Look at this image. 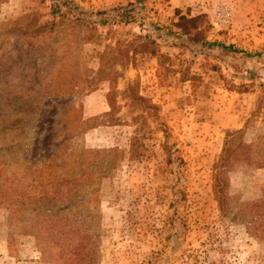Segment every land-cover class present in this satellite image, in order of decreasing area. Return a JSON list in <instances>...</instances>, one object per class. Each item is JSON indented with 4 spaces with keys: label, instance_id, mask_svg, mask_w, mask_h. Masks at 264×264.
<instances>
[{
    "label": "rangeland",
    "instance_id": "1",
    "mask_svg": "<svg viewBox=\"0 0 264 264\" xmlns=\"http://www.w3.org/2000/svg\"><path fill=\"white\" fill-rule=\"evenodd\" d=\"M130 4L134 22L124 24L119 11ZM223 6L226 25L215 17ZM176 10L205 17L206 41L223 47L183 35ZM57 14L65 21L39 29ZM145 34L170 58L163 67L111 51ZM261 84L264 0H0V163L25 157L42 170L43 159L58 155L60 175L62 159L90 151L82 158L94 166L71 185L82 190L66 205L79 208L65 215L70 229L90 226L87 263L94 254L95 264H264V237L248 232L251 217H236L264 199V150L229 170V216L214 193L226 134L245 130L235 143L264 142ZM98 162L114 164L109 177ZM48 177L38 178V196ZM29 218L10 220L0 205V264H65L72 241L41 245Z\"/></svg>",
    "mask_w": 264,
    "mask_h": 264
},
{
    "label": "trees",
    "instance_id": "2",
    "mask_svg": "<svg viewBox=\"0 0 264 264\" xmlns=\"http://www.w3.org/2000/svg\"><path fill=\"white\" fill-rule=\"evenodd\" d=\"M119 12V17L122 19V23L131 24L134 22L133 14L135 12V8L133 4H130L129 8L122 9V11ZM176 13L179 16L181 15L179 10H176ZM58 15L59 14L55 16ZM57 18L61 19V24L65 21L66 16L64 14H60L58 17H54L53 21H48L44 25L40 26L39 29L42 30L48 27L49 29L54 30L55 27L59 25L57 23ZM204 18L205 17L203 16L194 18L180 16L178 27L183 35L190 37V40L195 43L203 42L208 44V46L223 47L222 44L208 43L206 41V32L209 29L208 27L203 28L200 26V21H203ZM92 24L93 23H86L85 26L87 27ZM91 31H94V28H92ZM128 35L129 34H127V37ZM227 48L232 49L234 52H240L234 47ZM111 51H113V53H117L118 56H128L130 54L135 56L140 54L154 57L158 60L161 67H163L170 60L167 55L161 53L157 41L148 34L133 35L131 39L127 38L120 40L116 44V47L112 48ZM105 59L106 55L104 54L101 58L102 68L104 67ZM117 60L118 57L114 58V62ZM131 65L136 68L133 59H131ZM184 80L188 79L184 78ZM261 88L260 99L264 102V84H261ZM134 99L136 102L148 103L150 107H145L147 109H157V107L151 105L148 100L140 96L134 97ZM108 102L112 110L114 107L111 100ZM244 133L245 130L236 132L229 131L226 134L225 147L217 166L214 193L223 217H227L231 214V204L228 193L229 170L232 169L233 164L238 162L240 158H242L241 160L251 162L257 150H264V142L261 140L258 143L251 145H245L241 141L235 143L236 138L242 137ZM135 140L137 141V139ZM132 145V158L134 157L135 159V156H133L135 143ZM12 149L16 151V154L18 153V147H13ZM9 151L10 149L7 148L6 152L8 153ZM87 152L90 151L82 150L80 153L73 154L75 157L70 160L69 158L62 159V164L60 166L63 167L61 170L64 172L60 175H55L53 173L55 168L59 169V165L56 164L58 155L50 157L48 161L43 159L41 162L43 166L42 170L39 169L40 162L37 161V159H27L25 157L12 159L15 160V162L11 161L13 164H8L7 161L0 163V205L6 207L10 211V220L17 216H23L25 220L26 218L29 220V216L34 215V221L36 222H33L32 226H29L28 228L29 232L38 238V243L41 245L48 246V244H53L54 246L61 247L64 244L69 245V241H72L73 249L72 251L69 250L70 254L62 251L63 253L60 260H66L65 264H95L94 254L90 256L88 263L86 262L91 249L89 224L87 225V223H83L81 225V223H78L81 226L75 225L72 229H70L68 225L70 217L68 216V218H66L65 216L67 213L70 215L71 211L79 208V205L75 208L66 206L68 204V200L72 197L74 190H82L77 186L71 185L84 180L83 176L88 174L86 173L87 169L93 168L94 166V163H92L85 168L87 161L82 157ZM53 153L55 154L56 151L54 150ZM168 154L171 158V151H169ZM258 154L261 156L260 151ZM11 155L12 153H10V156ZM9 160L11 159L9 158ZM68 162L72 163L73 166L70 171H65V167H67ZM252 162H254V160ZM95 166L100 169L99 174L101 178L109 177V172L114 168V164L112 163L104 164L98 162ZM42 174L44 177L45 175L49 176V181H46L43 186L44 188L42 193L44 194L38 196V178L42 177ZM49 186L50 191L47 190ZM244 212L245 213L242 215L237 214L236 217L240 218V220H245L247 216L251 217L248 232L254 237H264V199L260 202L248 205ZM91 217L92 215L89 214L86 216L85 220ZM35 224H39L38 232L35 231Z\"/></svg>",
    "mask_w": 264,
    "mask_h": 264
},
{
    "label": "built area",
    "instance_id": "3",
    "mask_svg": "<svg viewBox=\"0 0 264 264\" xmlns=\"http://www.w3.org/2000/svg\"><path fill=\"white\" fill-rule=\"evenodd\" d=\"M217 24H229L230 23V9L228 6L219 7L216 11Z\"/></svg>",
    "mask_w": 264,
    "mask_h": 264
},
{
    "label": "crops",
    "instance_id": "4",
    "mask_svg": "<svg viewBox=\"0 0 264 264\" xmlns=\"http://www.w3.org/2000/svg\"><path fill=\"white\" fill-rule=\"evenodd\" d=\"M175 8H180V7L176 6ZM102 106H103V105H102ZM102 111L105 112V111H106V108L103 107ZM106 112H107V111H106Z\"/></svg>",
    "mask_w": 264,
    "mask_h": 264
}]
</instances>
